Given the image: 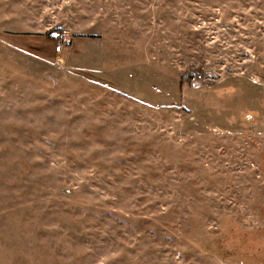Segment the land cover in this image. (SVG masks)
<instances>
[{
    "label": "rangeland",
    "instance_id": "rangeland-1",
    "mask_svg": "<svg viewBox=\"0 0 264 264\" xmlns=\"http://www.w3.org/2000/svg\"><path fill=\"white\" fill-rule=\"evenodd\" d=\"M0 264H264V0H0Z\"/></svg>",
    "mask_w": 264,
    "mask_h": 264
},
{
    "label": "built area",
    "instance_id": "built-area-1",
    "mask_svg": "<svg viewBox=\"0 0 264 264\" xmlns=\"http://www.w3.org/2000/svg\"><path fill=\"white\" fill-rule=\"evenodd\" d=\"M63 40H64V35H61L58 37L56 47H55V53H57V54L61 53L62 50L64 49Z\"/></svg>",
    "mask_w": 264,
    "mask_h": 264
}]
</instances>
